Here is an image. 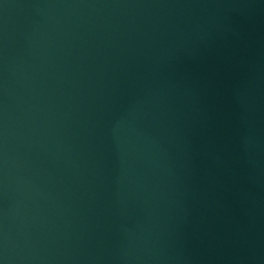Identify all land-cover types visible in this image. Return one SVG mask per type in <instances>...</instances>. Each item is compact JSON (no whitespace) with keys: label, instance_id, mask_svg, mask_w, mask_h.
I'll return each mask as SVG.
<instances>
[{"label":"water","instance_id":"1","mask_svg":"<svg viewBox=\"0 0 264 264\" xmlns=\"http://www.w3.org/2000/svg\"><path fill=\"white\" fill-rule=\"evenodd\" d=\"M0 264H264V0H0Z\"/></svg>","mask_w":264,"mask_h":264}]
</instances>
